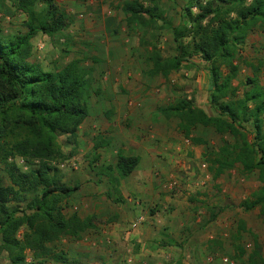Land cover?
<instances>
[{
	"label": "rangeland",
	"instance_id": "obj_1",
	"mask_svg": "<svg viewBox=\"0 0 264 264\" xmlns=\"http://www.w3.org/2000/svg\"><path fill=\"white\" fill-rule=\"evenodd\" d=\"M125 1L57 0L68 16V26L53 36L39 31L31 40L30 59L45 70L55 71L77 58L92 79L85 94L87 117L78 125L74 140L58 135L63 156L50 161L58 167L63 183L79 186L62 201L63 213L90 217L92 226L76 236H60L52 249L66 252V264H242L255 246L264 258L260 207L245 210L239 204L262 186L258 171L243 172L236 164L213 178L207 168L206 150L219 147L222 139L233 142L234 137L199 125L190 136L206 144L194 143L179 131L177 118L165 117L160 111L187 96L207 115H217L209 103L207 63L194 55L168 78L148 72L153 44L164 57L176 52L172 27H188V3L156 0L161 16L156 26L148 28L127 24L120 8ZM140 1L152 5L149 0ZM195 5V9L191 6L193 14L198 11ZM25 20L14 0H0L3 35L26 32ZM260 59H264V23L259 22L238 47L235 62L239 70L232 80L237 97L250 87L247 77L256 75L264 86V64L257 65ZM222 71L227 68L222 66ZM262 119L264 124V113ZM243 124L252 140L251 124ZM149 141L153 160L149 158L144 169L139 163L132 172L143 169L144 173L120 177L115 167L117 152L141 157V143ZM94 142L101 146L94 149ZM163 159L168 160L160 166ZM7 162L22 172L38 166V160L20 154L9 155ZM0 178L10 183L3 162ZM8 205L22 203L10 201ZM24 230L20 227L17 237ZM141 242L154 253L146 263L132 256L142 248ZM183 243L179 254L178 246ZM237 246L244 250L242 256ZM165 247L173 252H161ZM26 256L31 260V251ZM0 264H10L6 250L1 251Z\"/></svg>",
	"mask_w": 264,
	"mask_h": 264
},
{
	"label": "trees",
	"instance_id": "obj_2",
	"mask_svg": "<svg viewBox=\"0 0 264 264\" xmlns=\"http://www.w3.org/2000/svg\"><path fill=\"white\" fill-rule=\"evenodd\" d=\"M149 1L152 5L140 0L121 5L129 26H156L161 14L157 12L156 0ZM196 1L186 0L188 27H172L176 52L164 57L153 44L148 72L166 78L192 56H200L208 66L209 103L217 115H207L187 96L178 97L160 111L165 117L177 118V128L186 137L199 125L234 137L233 142L222 139L219 147L206 150L207 168L213 178L236 164L243 172L257 170L262 186L239 204L245 210L260 207L264 216V86L256 75L247 77L250 87L240 97L232 86L239 70L235 62L238 47L257 23H264V0ZM195 4L198 11L193 14L191 8ZM14 5L25 14L27 30L16 35H3L0 30V162L10 182L4 183L0 178V254L6 250L10 264H66V252L52 249L51 244L60 236H76L92 225L90 217L63 213L62 201L79 186L63 183L58 167L50 161L63 156L58 135L74 140L78 125L87 117L85 94L92 79L77 58L55 71L45 70L41 63L30 59L31 40L37 32L53 36L68 26V16L57 0H14ZM185 37L189 38L186 42L182 41ZM262 64L264 59L257 61L259 67ZM222 66L227 72L222 71ZM246 122L252 126V140L244 130ZM190 138L194 143L206 144L198 137ZM100 143L94 142L93 148L100 147ZM13 154L38 160V166L22 172L7 162ZM138 162V155L118 151L115 167L119 176H128ZM10 201L22 206L10 207ZM214 217L215 213L211 215ZM22 226L25 230L19 238L17 232ZM239 228H243L242 223ZM27 250L31 251L29 261ZM237 250L239 256L244 254L241 247L237 246ZM242 264H264L258 247L248 253Z\"/></svg>",
	"mask_w": 264,
	"mask_h": 264
},
{
	"label": "crops",
	"instance_id": "obj_3",
	"mask_svg": "<svg viewBox=\"0 0 264 264\" xmlns=\"http://www.w3.org/2000/svg\"><path fill=\"white\" fill-rule=\"evenodd\" d=\"M166 78H168V77H166ZM128 84H130V83H128ZM142 144V146H143V148H141L142 150L144 149V150H148L147 152H145L144 150L143 151H141L142 153H141V157L139 156V162H138V164L140 163V165H141V168H143L144 169V167H146L145 166V164H147V162L149 161V158H150V162H151V160H153V155H152V153L150 152V149L149 148H151L152 146H150V147H148L149 145H151L152 144V141H149V142H145V144L144 143H141ZM169 155H171L170 153H169ZM174 156V155H173ZM165 157V156H164ZM168 157V156H167ZM141 158V159H140ZM168 159H163V160H161V162L160 163H158V164H160V166H162V165H164L165 163H166V161H167ZM137 164V165H138ZM143 169H141V170H138L137 169V171H135V173H132L131 172V174H129L130 176H134V175H136L137 173H144V171H143ZM146 172H148V169H146L145 170V173ZM129 176V177H130ZM133 232V231H132ZM127 233H131V231H127ZM133 234V233H132ZM139 240V239H138ZM146 245H148V244H146L145 242H141V244H140V246L142 247V248H140L139 249V247L137 248V250L136 251H133V254H132V256L136 259V260H138V261H140V260H144L143 261V263H146L147 262V260H151L150 258H151V256H154V253H153V251H149L148 249H146ZM169 247V246H168ZM184 247H185V244L183 243V244H180L179 246H178V249H179V254H180V249H184ZM143 250L142 252L141 251H139V250ZM174 249V248H173ZM159 249H157V251H158ZM168 249H167V247H165V248H162V249H160V251L161 252H168V254L169 253H171V252H173V250L171 251V249H169V251H167ZM182 251V250H181ZM166 257V256H165ZM149 258V259H148Z\"/></svg>",
	"mask_w": 264,
	"mask_h": 264
},
{
	"label": "built area",
	"instance_id": "obj_4",
	"mask_svg": "<svg viewBox=\"0 0 264 264\" xmlns=\"http://www.w3.org/2000/svg\"><path fill=\"white\" fill-rule=\"evenodd\" d=\"M194 9L196 8V7H193Z\"/></svg>",
	"mask_w": 264,
	"mask_h": 264
}]
</instances>
